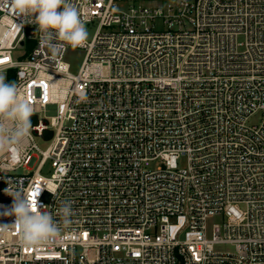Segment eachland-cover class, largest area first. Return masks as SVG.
<instances>
[{"label":"built area","instance_id":"built-area-1","mask_svg":"<svg viewBox=\"0 0 264 264\" xmlns=\"http://www.w3.org/2000/svg\"><path fill=\"white\" fill-rule=\"evenodd\" d=\"M74 2L96 23L77 72L0 10V68L35 110L0 213L11 181L74 210L57 242L0 237V264H264V0Z\"/></svg>","mask_w":264,"mask_h":264},{"label":"clouds","instance_id":"clouds-1","mask_svg":"<svg viewBox=\"0 0 264 264\" xmlns=\"http://www.w3.org/2000/svg\"><path fill=\"white\" fill-rule=\"evenodd\" d=\"M0 10L14 18V27L19 31L23 23L35 24L41 46L49 51L84 47L88 42L85 20L74 0H11L10 5L8 0H2ZM17 17H23L19 26L14 22ZM4 71L0 68V158L15 157L19 160L24 157L30 143V117L35 110L21 86L9 82ZM7 184L4 192L12 197L13 203L0 215L14 216L15 222L10 226L0 225V237L15 234L21 247H38L63 239L64 232L74 223L70 201H62L53 216L38 209L37 197L42 185L27 189L13 181Z\"/></svg>","mask_w":264,"mask_h":264},{"label":"rangeland","instance_id":"rangeland-1","mask_svg":"<svg viewBox=\"0 0 264 264\" xmlns=\"http://www.w3.org/2000/svg\"><path fill=\"white\" fill-rule=\"evenodd\" d=\"M86 27V30L88 32V40H90L96 30V23H88L85 25ZM24 52V49H17L14 51L13 53V56L15 58H19V56H21ZM83 57H84V50L82 49H79V48H71L69 50H67L66 54H65V59L67 62L70 63L71 65V70L73 72H77L78 68L80 67L81 63H82V60H83ZM57 110V107L56 105L54 104H48L45 108V110L43 112H40L39 113V116L40 117H44V116H47L48 118H50L51 116L53 115H56V111ZM37 144L42 148V149H46V147L48 146L49 144V141H46L44 139H41V138H38L36 137L35 138ZM156 164H154V166H156ZM179 165L180 166H186V160L185 158H182L179 160ZM26 171L25 169L23 168H20L19 169V172H24Z\"/></svg>","mask_w":264,"mask_h":264},{"label":"trees","instance_id":"trees-1","mask_svg":"<svg viewBox=\"0 0 264 264\" xmlns=\"http://www.w3.org/2000/svg\"><path fill=\"white\" fill-rule=\"evenodd\" d=\"M14 75H15V71L14 70H11L9 72V82H11L13 80Z\"/></svg>","mask_w":264,"mask_h":264},{"label":"snow or ice","instance_id":"snow-or-ice-1","mask_svg":"<svg viewBox=\"0 0 264 264\" xmlns=\"http://www.w3.org/2000/svg\"><path fill=\"white\" fill-rule=\"evenodd\" d=\"M33 195H35V194H33Z\"/></svg>","mask_w":264,"mask_h":264}]
</instances>
